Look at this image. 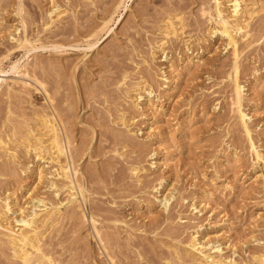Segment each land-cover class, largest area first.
I'll return each mask as SVG.
<instances>
[{
	"label": "rangeland",
	"instance_id": "rangeland-1",
	"mask_svg": "<svg viewBox=\"0 0 264 264\" xmlns=\"http://www.w3.org/2000/svg\"><path fill=\"white\" fill-rule=\"evenodd\" d=\"M118 1L0 0V79L15 85L10 96L0 94V142L19 146L23 130L35 127V114L53 109L87 192L84 211L94 220L63 209L43 230V250L56 264H172L177 242L198 231L218 240L226 256L255 264L253 255L264 249V12L253 15L250 37L238 43L248 141L230 105L232 51L223 39L209 38L201 17L209 0H126V16L112 36L88 49L92 30ZM52 5L63 16L48 26ZM174 16L183 21L178 39L168 40L165 60L161 52L152 60L164 20ZM15 38L30 41V54L16 47ZM27 55L29 77L12 73L11 63ZM186 56L201 63L173 82L169 65L175 68ZM142 81L151 85V103L145 99L133 111L124 92ZM16 151L15 162L0 151V198L13 195L23 207L34 197L67 198H56L47 181L30 173L38 164L49 173L52 165L23 146ZM133 165L146 173L135 178L128 171ZM168 195L174 198L165 213L156 199ZM9 251L0 243V264H17Z\"/></svg>",
	"mask_w": 264,
	"mask_h": 264
},
{
	"label": "bare ground",
	"instance_id": "bare-ground-1",
	"mask_svg": "<svg viewBox=\"0 0 264 264\" xmlns=\"http://www.w3.org/2000/svg\"><path fill=\"white\" fill-rule=\"evenodd\" d=\"M125 4L126 0H119L115 4L112 14L107 17L105 16L100 20L97 26L92 30L90 40L87 39L86 47L88 49H96L95 47H97V45H101L112 36L114 29L122 23L126 16L127 6H125ZM121 8L124 9L122 12H120ZM258 11L264 12V0H253L250 3H245L244 0H209V4L207 3V6L203 7L200 11L201 17H204L208 22L209 38L219 37L223 39L226 46L232 51L234 62L232 66V94L230 105L234 118L237 121L236 124L242 129L248 141H250L251 132L248 127V116L242 109L244 95L243 87L239 81L240 68L237 62L238 43L240 39L246 41L250 37L247 28L249 27L252 18L256 16L255 13ZM61 15L63 16V13L59 11V8L56 5H52L47 13V25L51 26L56 24L55 22H59ZM181 18L182 17L174 16L167 17L164 20V27L162 30L163 39L160 41L159 45L155 46V51L152 48V60H154L155 52H161V54L164 55V60L166 59V44L168 43V40L178 37L177 31L179 27L177 28V26H180V29L182 28L181 23L183 21ZM102 35L104 36L103 38ZM13 40L17 48L26 50L24 52L26 54L29 53L30 49H28V47L30 46V41L27 38H15ZM24 56L25 55H23V57ZM85 56L86 55H84V57ZM22 59L24 58L11 63L12 73L20 74L23 77H29V56L26 57L24 61H22ZM195 63H201V58L186 56L184 59H180L175 68H172V63H169V71L172 81L174 82L176 77L182 75L183 72L185 73L189 71L190 67L195 65ZM125 79L126 77H124V81ZM161 79L162 81L169 83L167 80L168 78ZM21 84L24 85V83ZM21 84L19 83L18 85ZM175 84L173 83V85ZM37 85L42 91V85L36 84V86ZM14 86H10L7 80L0 79V94L2 91H5V94L10 96L13 93ZM131 87H128L124 93L134 111L140 109V103L145 101V99L147 100V97H150L153 94V90L148 81H142L139 84L136 83ZM23 88L26 89L28 87L25 86ZM147 101L146 104L149 105L151 101ZM58 118L59 117L56 116L53 109L50 111L40 110L34 116L35 127H26V129H24L25 131L23 130V133H21V136L17 141L20 140L19 146H23L26 154L33 153L37 161H43V164L52 165L53 170L46 173L48 170L46 169V171L41 167V164H38L33 171H30L31 175H35L39 182L44 180L47 181L48 187L54 191L56 198L60 193H66L67 198L63 201L55 200L54 202H49V200H45L44 198L34 197L29 202V207L19 206L13 195H7L5 198H0V243L11 251V256L17 261V264H56L53 260L54 258L52 259V257L43 250L44 245L42 240L45 232L43 230L55 225L63 215V209L69 210L73 214L78 213L80 219H83L84 221L90 220V222L94 224L92 215L91 217H88L84 211L85 203L87 201V192L77 181L79 171L74 165V159L71 157L72 154L70 153L71 144L68 140L69 137L65 134L64 129L62 128L63 125L61 126ZM120 121L121 126L127 133L126 135H128L131 130L129 129L128 121L125 120L123 113L120 117ZM15 135L16 132L14 130L12 136L16 138ZM17 141L15 140V142ZM15 144L13 147H10L9 142H0L1 156L7 161L15 162L18 157V150L16 151V148L19 146L18 144ZM251 154L258 161L262 160L259 151L253 147ZM233 159L236 160L235 158ZM128 171L137 179L140 175L146 173L143 168L135 165L131 166ZM157 191L158 189L155 190L156 193ZM173 198V196L168 195L164 196L162 199H156L163 212H169ZM192 211L194 214L200 213L195 207ZM96 235H99L97 230ZM218 242V240L211 239L207 237V235L201 236L199 235V232L196 231L190 234L185 243L177 242L178 245L175 249L173 248L172 251L176 263L172 264H241L233 258L234 253L226 256L223 253V248ZM252 258L255 264H264V249L254 254Z\"/></svg>",
	"mask_w": 264,
	"mask_h": 264
}]
</instances>
